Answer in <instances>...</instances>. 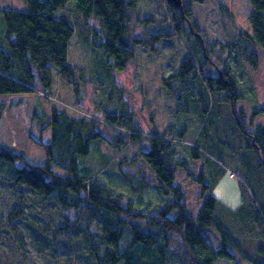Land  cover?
Segmentation results:
<instances>
[{
  "label": "rangeland",
  "instance_id": "obj_1",
  "mask_svg": "<svg viewBox=\"0 0 264 264\" xmlns=\"http://www.w3.org/2000/svg\"><path fill=\"white\" fill-rule=\"evenodd\" d=\"M186 4L200 29L196 36L205 37L212 51L213 64L199 61L201 55L192 52L187 37L175 34L167 0H140L130 23L129 45L134 50V61L129 68L125 72L111 68V60L95 46L101 42L100 23L87 19L86 25H77L70 44L69 60L76 68V84L71 87L56 79L49 99L38 96L37 111L44 119L53 108L95 119L103 139L92 143L91 154L80 158V165L85 173L97 176L102 184L133 200L137 207L157 205L162 197L155 176L140 153L148 148L146 136H142V144L127 136L136 130L144 135L161 136L184 131L182 143H176V148L178 158H185L189 167L187 172L179 170L176 184L186 195L187 207L194 216L202 209L206 196H202V186L197 181L204 173L211 194L228 207L218 206L216 216L242 243L248 256L255 259L259 241L264 246V236L258 230L264 228V165L258 154L247 147L245 133L264 125V54L252 44L239 41L251 32L249 19L253 8L250 0L204 3L186 0ZM0 8L27 9L23 0H0ZM66 12L59 11L58 16L74 17L72 6ZM153 35L171 36L155 44L150 37ZM250 53L258 58L256 70L243 59ZM186 59L202 65L212 76L231 71L241 100L233 106L224 91L211 92L202 75L190 80L187 90L178 87L177 93L172 94L163 79L178 74L181 62ZM11 98L0 97V100L9 105ZM53 98L64 101L63 107ZM13 109L36 140L51 143L49 128L42 131L43 126L31 122L23 105ZM110 113L123 116L122 123L115 128L100 120ZM121 136L127 144L118 150L114 142ZM191 144L206 157L192 159ZM25 153L28 157L46 159L44 149L34 141ZM124 159L127 162L122 165ZM56 171L65 175L59 168ZM122 173L128 174L127 180L132 182L144 176L149 189L139 196L130 194ZM247 199L256 206L255 214L249 215L250 210L241 209ZM15 208L21 209L22 217L10 221ZM79 211H66L54 198L42 197L14 184L9 166L0 163V264H97L92 247L96 245L104 250L100 231L96 226L84 231L83 221L78 219ZM68 222L74 226L69 233L59 230ZM204 236L214 249L222 246L213 229L205 231Z\"/></svg>",
  "mask_w": 264,
  "mask_h": 264
},
{
  "label": "trees",
  "instance_id": "obj_2",
  "mask_svg": "<svg viewBox=\"0 0 264 264\" xmlns=\"http://www.w3.org/2000/svg\"><path fill=\"white\" fill-rule=\"evenodd\" d=\"M23 1L27 7L25 10L0 8V97H12L9 105L0 100V163L9 166L14 184L23 185L42 197L54 198L66 211L80 210L78 219L83 221L84 231L93 226L100 231L104 250L96 245L92 247L97 264H264L261 242L255 250L258 258L252 259L243 250L242 243L216 216L218 206L228 207L211 194L204 173L197 181L202 186V196H206L204 205L197 216L187 207L186 195L176 184L179 170L187 172L189 167L185 158H178L176 148L182 143L184 131L178 135L170 133L169 137L158 133L146 135L148 148L140 153L155 176L162 202L137 207L133 200L102 184L97 176L85 173L80 165V158L91 154L92 143L103 139L102 132L96 129L95 119L73 116L67 110L57 108H53L44 119L37 111L38 96L49 99L58 79L71 87L76 84V68L69 60L70 44L77 25H86L87 19L100 23L101 42L95 46L111 60V68L122 72L129 68L134 61V50L129 45L130 23L140 0ZM250 2L253 8L249 19L251 32L239 41L252 44L264 54V0ZM69 6L73 7V18L58 16L59 11L67 13ZM168 9L172 13L175 34L187 37L192 52L201 55L199 61L213 64L206 38L196 36L200 29L186 1L182 10L169 5ZM170 36L150 37L159 44ZM243 59L251 69L258 68L256 55L250 53ZM199 75L211 92L224 91L233 106L241 100L231 71L212 76L191 59L182 61L179 73L164 78L163 82L175 94L179 88L187 90L189 81ZM53 101L61 107L65 103L59 98H53ZM22 105L31 122L43 126L42 131L51 130V143L33 137L31 129L13 109ZM100 120L115 128L122 123L123 116L110 113ZM134 132L127 138L142 144L141 132ZM245 135L247 147L258 154L264 165V125ZM125 139L122 136L116 138L114 145L118 150L127 144ZM31 141L44 149L46 159L26 155L25 149ZM190 156L194 160L206 157L193 144ZM126 162L124 159L122 165ZM17 163L22 165L17 166ZM56 168L63 170L65 175L58 174ZM121 175L132 195L139 196L150 187L144 176L132 182L127 180L130 178L128 174ZM247 201L243 202L241 209L244 212L250 210L249 215L255 214L253 209L256 206L249 201L251 205L247 204ZM21 217V209L15 208L9 220ZM73 227L68 222L59 230L69 233ZM209 229L219 235L220 248L214 249L204 236ZM262 229L258 230L263 238Z\"/></svg>",
  "mask_w": 264,
  "mask_h": 264
},
{
  "label": "water",
  "instance_id": "obj_3",
  "mask_svg": "<svg viewBox=\"0 0 264 264\" xmlns=\"http://www.w3.org/2000/svg\"><path fill=\"white\" fill-rule=\"evenodd\" d=\"M184 1L186 0H167V3L169 6H171L174 9H183L184 7ZM198 3H204L206 0H193Z\"/></svg>",
  "mask_w": 264,
  "mask_h": 264
},
{
  "label": "bare ground",
  "instance_id": "obj_4",
  "mask_svg": "<svg viewBox=\"0 0 264 264\" xmlns=\"http://www.w3.org/2000/svg\"><path fill=\"white\" fill-rule=\"evenodd\" d=\"M139 135H141V136H146L147 134H146V135H144V133H142V132H141Z\"/></svg>",
  "mask_w": 264,
  "mask_h": 264
}]
</instances>
